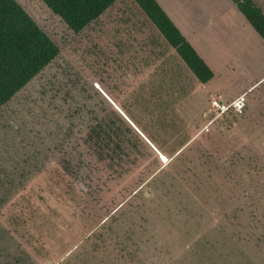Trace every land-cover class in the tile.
<instances>
[{
    "label": "rangeland",
    "instance_id": "374dc122",
    "mask_svg": "<svg viewBox=\"0 0 264 264\" xmlns=\"http://www.w3.org/2000/svg\"><path fill=\"white\" fill-rule=\"evenodd\" d=\"M36 6L60 54L0 111V264H264V53L240 73L214 61L206 87L186 66L155 70L175 51L132 0L78 35ZM109 112L139 139L146 180L95 257L84 244L110 221L60 165Z\"/></svg>",
    "mask_w": 264,
    "mask_h": 264
},
{
    "label": "trees",
    "instance_id": "16d2710c",
    "mask_svg": "<svg viewBox=\"0 0 264 264\" xmlns=\"http://www.w3.org/2000/svg\"><path fill=\"white\" fill-rule=\"evenodd\" d=\"M118 0H0V111L44 68L60 54V46L36 22L29 8L34 5L50 14L72 35H78L98 20ZM145 18L173 49L200 84L213 77L212 72L186 42L155 0H132ZM248 23L264 40V16L249 0H232ZM102 104V103H101ZM100 104V105H101ZM75 111L82 112L78 105ZM92 113V111H89ZM90 113V114H91ZM143 153L139 139L114 113L93 116L86 132L65 153L60 168L78 184L88 201L99 210L103 225L84 244L90 253L113 235L117 217L132 206L133 198L146 180L138 174ZM144 175V174H143ZM147 178V177H146ZM148 179V178H147ZM113 186L121 187L118 199ZM111 194L105 199V194ZM106 200L111 202L108 204ZM95 246V250L93 249ZM83 253L89 254L88 251ZM85 261V260H83Z\"/></svg>",
    "mask_w": 264,
    "mask_h": 264
},
{
    "label": "crops",
    "instance_id": "0c3cea01",
    "mask_svg": "<svg viewBox=\"0 0 264 264\" xmlns=\"http://www.w3.org/2000/svg\"><path fill=\"white\" fill-rule=\"evenodd\" d=\"M155 1L213 75L214 61H217V66L221 69L219 72L240 73L243 72L241 69L253 64L256 54L264 53V40L252 28L232 0ZM249 1L264 16V0ZM195 9L204 10L205 15L213 21L208 28H203L200 22L202 19L196 20L192 13ZM243 58H249V60ZM184 66L176 52L175 54L171 52L156 66L155 70L169 73L175 71L174 69L185 68ZM207 83L203 85L206 86ZM210 86L211 83L208 87ZM248 87L241 89L245 90ZM215 95L212 94L213 97L219 96V94ZM221 102L219 100V103Z\"/></svg>",
    "mask_w": 264,
    "mask_h": 264
},
{
    "label": "built area",
    "instance_id": "2783aa9c",
    "mask_svg": "<svg viewBox=\"0 0 264 264\" xmlns=\"http://www.w3.org/2000/svg\"><path fill=\"white\" fill-rule=\"evenodd\" d=\"M230 107H227L225 110H227ZM232 111L234 112V114L236 115H241L243 113V109H244V102L243 100L237 99L233 102V104L231 105Z\"/></svg>",
    "mask_w": 264,
    "mask_h": 264
}]
</instances>
